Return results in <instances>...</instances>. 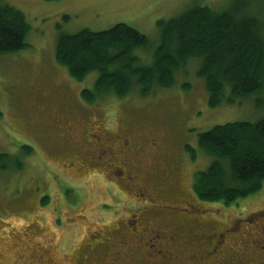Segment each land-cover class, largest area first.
<instances>
[{
    "label": "rangeland",
    "instance_id": "374dc122",
    "mask_svg": "<svg viewBox=\"0 0 264 264\" xmlns=\"http://www.w3.org/2000/svg\"><path fill=\"white\" fill-rule=\"evenodd\" d=\"M231 2L4 1V4L25 15L30 32L24 50L0 56V153L18 157L23 163L21 171L11 169L0 173V264H123L109 260L115 257V246L108 249H97L96 243L93 249L89 246L92 239L98 242L97 233L105 231L107 225H112L113 230L122 226L111 211L121 209L120 205H113L105 196L110 184L95 176L98 170L109 165L107 156L94 157L92 167H88L89 172L82 165L71 170L62 161L70 153L56 157L54 151L46 149L53 148L47 138L51 129L47 128L46 136L40 132L41 114L56 113V109L65 103V99L56 91V83L61 81L62 76L72 81V92L78 93V96L79 91L92 89L95 80L93 75L77 83L55 64L57 30L69 34L83 29L98 32L116 24H125L156 45L158 20L173 18L197 5L195 3L220 12L228 8ZM63 16H69L70 19L63 21ZM135 55L141 61H151V54L138 51ZM198 67V61H188L175 74L173 88L157 90L145 98H139L135 93L123 100L113 96L103 97L97 103L102 111L90 113L66 104L71 110L57 115L77 114L79 118L83 117V123H86L84 118L96 121L103 115L109 120L110 128L128 129L145 141L158 134L174 141L184 137L193 147H196L197 133L207 132L217 125L255 122L264 117V109L255 106L256 100L264 101V90L258 96L233 106L222 104L216 108L208 107L204 81L197 76ZM74 125L79 128L82 123L77 119ZM187 128L193 130L189 132L191 136L186 138L183 132ZM66 144L73 146L70 141H66ZM28 149L32 153L21 156ZM209 163V159L199 154L192 166H186L180 180L185 192H188V177L205 170ZM123 198L127 202L125 194ZM197 201L200 204L194 201L197 209L194 215H200L205 221L211 219L219 227L228 230L230 238L240 239L247 236L241 232L248 233L250 239H243L248 244V250L255 247L256 240L264 237V184L258 195L238 200L229 207ZM107 210L110 211L105 212ZM234 244L237 245V251L242 250V243L235 239ZM260 248H264V241ZM257 249L251 253L252 259L260 253Z\"/></svg>",
    "mask_w": 264,
    "mask_h": 264
},
{
    "label": "trees",
    "instance_id": "16d2710c",
    "mask_svg": "<svg viewBox=\"0 0 264 264\" xmlns=\"http://www.w3.org/2000/svg\"><path fill=\"white\" fill-rule=\"evenodd\" d=\"M4 1L0 0V56L24 50L30 32L25 15ZM195 4L156 22V45L125 24L98 32L57 30L55 64L77 83L95 76L92 89L79 91L88 106H96L103 97L123 100L135 93L145 98L171 89L175 74L190 60L199 63L197 76L204 81L208 107L233 106L258 96L264 90V0H232L220 12ZM138 51L151 54V61H141ZM255 106L264 109V101L256 100ZM31 153L28 149L21 156ZM198 154L210 161L194 176L192 189L199 201L229 207L258 195L264 184V117L198 133L191 160ZM22 168L18 157L0 153V173Z\"/></svg>",
    "mask_w": 264,
    "mask_h": 264
},
{
    "label": "flooded vegetation",
    "instance_id": "af4514ba",
    "mask_svg": "<svg viewBox=\"0 0 264 264\" xmlns=\"http://www.w3.org/2000/svg\"><path fill=\"white\" fill-rule=\"evenodd\" d=\"M71 86L72 81L64 76L56 83V91L65 103L56 113L41 114L39 126L45 136L47 128L51 129L47 138L53 148L46 149L54 151L56 157L70 153L62 160L66 168L72 170L82 165L89 172L94 157L106 155L108 158L109 165L98 170L95 176L110 184L105 196L113 205H120L121 209L111 211L122 226L113 230L112 225H107L105 231L97 233L98 242L89 241L90 249L95 243L97 249L115 246V257L109 260L123 264H264V248H260L264 237L248 250L247 242H243L250 239L248 233L241 232L247 236H239L240 239L230 238V232L211 219L205 221L200 215H194L197 212L194 201L200 204L192 189L197 172L188 177V192L180 184L186 166H192L195 161L191 160V151L196 147L189 140L183 137L174 141L158 134L145 141L128 129L110 128L109 120L103 115L96 121L84 118L86 123L77 114L57 115L71 110L66 104L80 107L84 113L102 111L100 105L94 109L86 105L78 93L72 92ZM77 119L82 123L79 128L74 125ZM191 131L187 128L183 135L187 138ZM66 141L73 146H68ZM235 239L243 244L242 250H236ZM255 248L260 253L252 259Z\"/></svg>",
    "mask_w": 264,
    "mask_h": 264
}]
</instances>
